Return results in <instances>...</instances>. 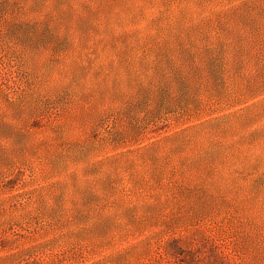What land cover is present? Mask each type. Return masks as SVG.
I'll return each instance as SVG.
<instances>
[{
	"label": "rangeland",
	"instance_id": "obj_1",
	"mask_svg": "<svg viewBox=\"0 0 264 264\" xmlns=\"http://www.w3.org/2000/svg\"><path fill=\"white\" fill-rule=\"evenodd\" d=\"M0 264H264V0H0Z\"/></svg>",
	"mask_w": 264,
	"mask_h": 264
}]
</instances>
